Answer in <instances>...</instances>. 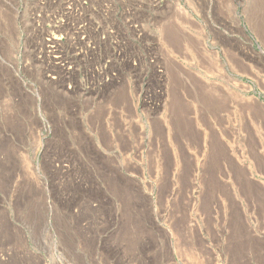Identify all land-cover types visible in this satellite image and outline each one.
<instances>
[{
    "label": "rangeland",
    "instance_id": "obj_1",
    "mask_svg": "<svg viewBox=\"0 0 264 264\" xmlns=\"http://www.w3.org/2000/svg\"><path fill=\"white\" fill-rule=\"evenodd\" d=\"M1 263L264 264V0H0Z\"/></svg>",
    "mask_w": 264,
    "mask_h": 264
},
{
    "label": "bare ground",
    "instance_id": "obj_2",
    "mask_svg": "<svg viewBox=\"0 0 264 264\" xmlns=\"http://www.w3.org/2000/svg\"><path fill=\"white\" fill-rule=\"evenodd\" d=\"M73 2V1H72ZM171 33V32H170ZM51 43H57V41H55V39L54 40H52L51 41ZM50 43V44H51ZM51 49H53L54 47H55V44L53 45V46H49ZM58 47V46H57ZM55 49V48H54ZM56 50V49H55ZM55 53V52H54ZM57 53H58V51H57ZM54 57H56V56H54ZM61 57V56H60ZM59 57V58H60ZM57 58V57H56ZM55 59V58H54ZM59 60V59H58ZM57 61V60H56ZM62 67V66H61ZM73 68V67H72ZM68 70V69H67ZM90 76V75H89ZM56 93V92H55ZM222 99V98H221ZM46 100V99H45ZM229 100V99H228ZM228 102V101H227ZM224 103V102H223ZM226 103V102H225ZM234 103H232V105H233ZM227 106V105H226ZM233 109V108H232ZM236 110V109H235ZM218 113V112H217ZM96 122V121H95ZM124 148V147H123ZM125 149V148H124ZM90 159V158H89ZM102 160V159H101ZM72 165V164H71ZM105 165V164H104ZM60 169H62V168H60ZM96 169V168H95ZM157 169V168H156ZM112 170V169H111ZM156 172V171H155ZM103 174V173H102ZM104 175V174H103ZM99 176V175H98ZM105 176V175H104ZM137 220H139V219H137ZM143 222V221H142ZM141 224V223H140ZM139 225V224H138ZM133 233V232H132ZM150 233V232H149ZM143 240V239H142ZM138 241V240H137ZM2 261V260H1ZM164 262V261H163ZM216 262V261H215ZM9 263V262H8ZM7 263V264H8ZM26 263V262H25ZM2 264V263H1ZM144 264V263H143Z\"/></svg>",
    "mask_w": 264,
    "mask_h": 264
}]
</instances>
